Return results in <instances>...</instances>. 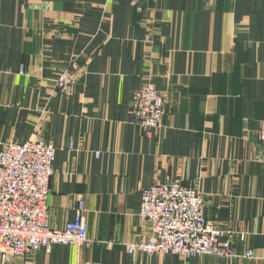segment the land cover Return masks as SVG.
<instances>
[{"label": "crops", "instance_id": "crops-1", "mask_svg": "<svg viewBox=\"0 0 264 264\" xmlns=\"http://www.w3.org/2000/svg\"><path fill=\"white\" fill-rule=\"evenodd\" d=\"M73 60L67 96L56 80ZM148 80L165 96L159 128L133 119ZM263 120L264 0H0V147L52 143L49 223L82 199L93 240L0 264H264ZM167 181L199 187L206 218L254 258L128 252L150 234L143 188Z\"/></svg>", "mask_w": 264, "mask_h": 264}, {"label": "built area", "instance_id": "built-area-1", "mask_svg": "<svg viewBox=\"0 0 264 264\" xmlns=\"http://www.w3.org/2000/svg\"><path fill=\"white\" fill-rule=\"evenodd\" d=\"M79 71L77 60L71 61L56 80L58 90L72 95ZM165 102L164 93L153 82H143L132 100L134 121L144 128H159ZM259 140V159L264 164V120ZM70 147L74 148L72 142ZM55 153L56 147L41 138L25 143L7 142L0 147V255L5 259L41 248L48 250L53 244L93 243L82 199L74 220L62 228L49 223L48 198L55 173ZM205 207L204 193L194 184L167 181L143 188L139 217L150 234L146 239L127 244L128 252L178 254L184 258L204 254L254 258L251 248L242 253L235 249L231 230L208 220Z\"/></svg>", "mask_w": 264, "mask_h": 264}]
</instances>
